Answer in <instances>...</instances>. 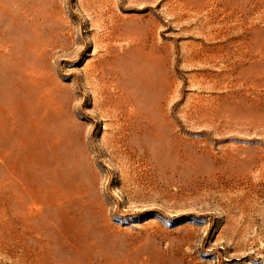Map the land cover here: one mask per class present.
Instances as JSON below:
<instances>
[{"label":"rangeland","instance_id":"obj_1","mask_svg":"<svg viewBox=\"0 0 264 264\" xmlns=\"http://www.w3.org/2000/svg\"><path fill=\"white\" fill-rule=\"evenodd\" d=\"M38 263L264 264V0H0V264Z\"/></svg>","mask_w":264,"mask_h":264},{"label":"bare ground","instance_id":"obj_2","mask_svg":"<svg viewBox=\"0 0 264 264\" xmlns=\"http://www.w3.org/2000/svg\"><path fill=\"white\" fill-rule=\"evenodd\" d=\"M32 14H33V13H32ZM32 14H31V15H32ZM64 32H66V31H64ZM53 33H54V32H53ZM60 33H63V30H62V32H60ZM66 34H67V33H66ZM55 35H56V34H55ZM61 36H62V35H61ZM63 36H65V35H63ZM51 37H53V36H51ZM67 39H68V37H67ZM48 41H50V40H48ZM51 41H52V40H51ZM41 48H42V47H41ZM139 48H140V47H139ZM57 49H58V48H57ZM33 50H34V49H32V51H33ZM40 50H41V49H40ZM139 50H140V49H139ZM29 51H30V49H29ZM63 51H64V50H63ZM111 51H112V50H111ZM149 52H150V51H149ZM37 53H38V52H37ZM74 54H75V52H74ZM122 54H123V53H122ZM143 54H144V53H143ZM77 55H79V53H78ZM140 55H141V54H140ZM11 56H12V55H11ZM19 56H20V55H19ZM19 56H18V57H19ZM24 56H25V55H24ZM149 56H150V55H149ZM18 57H17V58H18ZM26 57H27V56H26ZM26 57H25V59H26ZM11 58H12V57H11ZM98 58H99V57H98ZM19 59H20V57H19ZM21 59H22V58H21ZM154 59H155V58H154ZM121 60H122V59H121ZM95 61H96V60H95ZM109 61H110V60H109ZM111 61H112V60H111ZM153 61H154V60H153ZM28 63H29V62H28ZM96 63H97V61H96ZM98 63H99V62H98ZM107 63H108V62H107ZM94 64H95V62H94ZM94 64H93V65H94ZM108 64H109V63H108ZM110 64H111V62H110ZM112 64H113V63H112ZM112 64H111V65H112ZM30 65H31V63H30ZM106 65H107V64H106ZM106 65H105V66H106ZM97 66H98V64H97ZM103 66H104V65H103ZM126 66H127V65H126ZM100 68H101V65H100ZM94 69H96V68L94 67ZM102 69H103V68H101V70H102ZM35 70H36V69H35ZM45 70H46V69H44V71H45ZM97 70H98V69H97ZM99 71H100V70H99ZM92 72H93V71H92ZM95 72H96V71H95ZM102 72H103V71H102ZM102 72H101V73H102ZM103 73H104V72H103ZM106 73H107V72H106ZM32 74L34 75V73H32ZM45 74H46V73H45ZM46 75H47V74H46ZM101 75H102V74H101ZM105 75H106V74H105ZM101 77L103 78V76H101ZM41 78H42V77H41ZM107 78H108V76H107ZM109 78H110V77H109ZM39 79H40V78H39ZM110 80H111V79H110ZM114 80H115V79H114ZM102 81H104V80H102ZM111 81H112V80H111ZM111 81H110V82H111ZM119 82H120V81H119ZM46 83H47V81H46ZM107 84H108V82H107ZM107 84H106V85H107ZM112 84H113V82H112ZM47 85H48V83H47ZM94 86H95V85H94ZM115 87H118V86H115ZM113 88H114V87H113ZM119 88H120V87H119ZM124 88H125V87H124ZM104 89H105V88H104ZM110 89H111V88H110ZM110 89H109V90H110ZM22 91H23V90H22ZM105 91H106V90H105ZM107 91H108V90H107ZM111 91H112V90H111ZM117 91H118V90H117ZM132 91H134V89H133ZM28 92H29V91H28ZM28 92H27V93H28ZM114 92H116V91H114ZM25 93H26V92H25ZM116 93H117V92H116ZM120 93H121V92H120ZM120 93H119V94H120ZM122 93H123V92H122ZM124 93H125V92H124ZM132 93H133V92H132ZM99 94H100V93H99ZM135 94H136V93H135ZM27 95H28V94H27ZM110 96H111V95H110ZM110 96H109V97H110ZM118 96H119V95H118ZM120 96H121V94H120ZM135 97H136V96H135ZM120 98H121V97H120ZM30 99H31V98H30ZM123 99H124V98H123ZM126 99H127V98H126ZM32 100H35V99L32 98ZM112 100H113V103H112V104H114V100H115V99L113 98ZM30 101H31V100H30ZM35 102H36V101H35ZM111 102H112V101H111ZM115 102H116V101H115ZM14 103H15V102H14ZM17 103L19 104V102H17ZM110 104H111V103H110ZM122 104H123V103H122ZM126 104H127V103H126ZM36 105H37V104H36ZM36 105H35V106H36ZM127 105H128V104H127ZM19 106H20V105H19ZM118 106H119V105H117L116 107L114 106V107L118 109ZM123 106H125V105H123ZM21 107H22V105H21ZM30 107H31V106H30ZM125 107H126V106H125ZM12 108H13V110H14V107H12ZM15 108H16V107H15ZM18 108H19V107H18ZM18 108H17V109H18ZM121 108H122V107H121ZM132 108H133V107H132ZM33 109H34V108H33ZM117 109H116V110H117ZM127 109H128V108H127ZM136 109H137V108H136ZM14 111H16V109H15ZM22 111H23V109H22ZM22 111H21V112H22ZM33 111H34V110H33ZM118 111H119V110H118ZM18 112H20V111H18ZM18 112H17V113H18ZM21 112H20V114H21V115H24V113L22 112V113H23V114H22ZM121 112H122V111H121ZM135 112H137V110H135ZM135 112H134V113H135ZM124 113H125V110H124ZM128 113H129V112H128ZM14 114H15V113H14ZM41 114H42V113H41ZM135 114H136V113H135ZM141 114H142V113H141ZM21 115H20V116H21ZM33 115H34V114H33ZM117 116H119V115H117ZM138 116H139V115H138ZM21 117H22V116H21ZM115 117H116V116H115ZM25 118H26V117H25ZM134 118H135V117H134ZM142 118H144V117H142ZM44 120H45V119H44ZM143 120H144V119H143ZM16 121H17V120H16ZM18 121L20 122V120H18ZM32 121H33V120H32ZM32 121H31V122H32ZM141 121H142V119H141ZM28 122H29V121H28ZM33 122H34V121H33ZM33 122H32V123H33ZM139 122H140V121H139ZM36 123H37V122H36ZM141 123H142V122H141ZM146 123H147V122H146ZM17 124H18V123H17ZM34 124H35V123H34ZM40 124H41V122H40ZM36 125H37V124H35V126H36ZM131 125H132V124H131ZM18 126H19V124H18ZM33 126H34V125H33ZM33 126H32V127H33ZM35 126H34V127H35ZM41 126H42V125H41ZM22 127H23V126H22ZM132 127H135V126H132ZM152 127L154 128V126H152ZM39 129H40V128H39ZM122 129H123V128H122ZM22 130H23V128H22ZM34 130H35V128H34ZM130 130H131V129H130ZM134 131H135V130H134ZM40 132H41V131H40ZM122 132H123V131H122ZM131 132H132V131H131ZM131 132H130V133H131ZM136 132H137V131H136ZM138 132H139V129H138ZM28 133H29V132H28ZM30 133H31V132H30ZM32 133H33V132H32ZM44 133H45V132H43V134H44ZM127 133H128V132H127ZM132 134H133V133H132ZM139 134H140V133H139ZM14 135H15V134H14ZM28 135H30V134H28ZM36 135H37V134H36ZM127 135H128V134H127ZM42 136H43V135H42ZM130 136H131V135H130ZM139 136H140V135H139ZM37 137H38V136H37ZM37 137H36V138H37ZM128 137H129V136H128ZM43 139H44V138H43ZM53 139H54V138H53ZM22 140H24V139H22ZM36 140H37V139H36ZM40 140H41V139H40ZM44 140H45V139H44ZM20 141H21V139H20ZM38 141H39V140H38ZM52 141H53V140H52ZM55 141H56V140H55ZM30 142H31V141H30ZM41 142H42V141H41ZM41 142H40V143H41ZM31 143H32V142H31ZM31 143H30V144H31ZM37 144H39V142H38ZM41 144H42V143H41ZM52 144H53V143H52ZM31 145H32V148H33V144H31ZM46 145H47V144H46ZM29 146H30V145H29ZM39 146H40V144H39ZM46 147H47V146H46ZM51 147H52V146L50 145V148H51ZM43 148H44V147H43ZM29 149H30V147H29ZM34 149H35V147L33 148V150H34ZM48 149H49V148H48ZM55 149H56V146H55ZM46 150H47V149H46ZM21 151H22V150H21ZM41 151H42V150H41ZM29 152H30V151H29ZM38 152H39V151H38ZM32 153H33V152H32ZM35 153H36V152H34L33 154H35ZM41 153H42V152H41ZM45 153H46V152H45ZM46 154H47V153H46ZM25 155H26V154H25ZM41 155H43V153H42ZM48 155H49V154H48ZM50 155H51V154H50ZM28 157H29V156H28ZM30 158H31V157H29V159H30ZM32 158H33V157H32ZM55 158H56V157H55ZM35 159H36V158H35ZM30 160H31V159H30ZM30 160H28V161H30ZM33 160H34V158H33ZM33 160H32V161H33ZM49 160H50V159H49ZM56 160H57V159H56ZM25 161H26V160H25ZM50 161L52 162V160H50ZM30 162H31V161H30ZM39 162H40V161H39ZM25 163H28V162L26 161ZM29 164H30V163H29ZM39 164H40V163H39ZM39 164H38V165H39ZM52 164H53V163H52ZM38 165H37V167H38ZM26 166H27V165H26ZM30 166H31V165H29V167H30ZM19 167H20V166H19ZM29 167H28V168H29ZM34 167H35V166H34ZM34 167H32V168H34ZM53 168H54V167H53ZM55 168H56V167H55ZM50 171H51V169H50ZM56 171H57V170H56ZM56 171H55V172H56ZM12 174H13V173H12ZM52 179H53V178L51 177V180H52ZM25 186H26V185H25ZM32 186H33V185H32ZM45 186H46V185H45ZM34 187H36V186H34ZM26 188H28V186H26ZM31 188H32V187H31ZM38 188H39V186H38ZM28 189H29V188H28ZM34 189H35V188H34ZM67 189H68V188H67ZM39 191H41V190H39ZM31 192H33V190H31ZM35 192H36V191H35ZM42 192H43V191H42ZM74 192H75V191H74ZM74 194H75V193H74ZM28 195H29V194H28ZM62 195H63V194H62ZM32 196H33V195H32ZM34 197H35V196H34ZM32 199H33V197H32ZM42 199H43V198H42ZM44 200H46V199H44ZM33 201H34V200H33ZM62 201H64V200H62ZM63 205H64V204H63ZM76 221H77V220H76ZM74 224H75V223H74ZM62 226H63V225H62ZM64 226H66V225H64ZM64 226H63V227H64ZM72 226H73V224H72ZM76 226H77V225H76ZM68 228H69V227H68ZM71 228H72V227H70V230H71ZM66 229H67V228H66ZM74 229H76V228H74ZM74 229H73V230H74ZM67 230H68V229H67ZM70 230H69V231H70ZM79 230H81V229H78V231H79ZM69 233H70V232H69ZM73 234H74V233H73ZM75 234H76V233H75ZM80 234H81V233H80ZM8 254L10 255L11 253H8ZM1 255H2V254H1ZM9 255H8V256H9ZM11 255H12V254H11ZM6 256H7V254H6ZM21 257H22V256H21ZM21 257H20V258H21ZM10 258H11V256H10ZM22 259H23V258H22ZM32 259H33V258H32ZM37 259H38V258H37ZM20 260H21V259H20ZM38 260H39V259H38ZM40 260H41V259H40ZM25 261H26V259H25ZM28 263H29V262H28ZM32 263H33V262H32ZM44 263H45V261H44ZM38 264H39V263H38Z\"/></svg>","mask_w":264,"mask_h":264}]
</instances>
